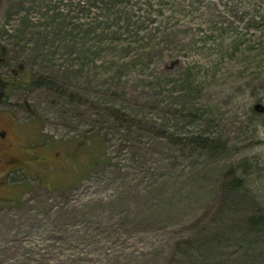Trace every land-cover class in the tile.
<instances>
[{
  "label": "rangeland",
  "instance_id": "obj_1",
  "mask_svg": "<svg viewBox=\"0 0 264 264\" xmlns=\"http://www.w3.org/2000/svg\"><path fill=\"white\" fill-rule=\"evenodd\" d=\"M0 51V264H264V0H0Z\"/></svg>",
  "mask_w": 264,
  "mask_h": 264
},
{
  "label": "flooded vegetation",
  "instance_id": "obj_2",
  "mask_svg": "<svg viewBox=\"0 0 264 264\" xmlns=\"http://www.w3.org/2000/svg\"><path fill=\"white\" fill-rule=\"evenodd\" d=\"M1 50H4V48L1 47ZM0 60H3V58H0ZM12 72L17 73L15 70H12ZM1 81L2 79L0 75V87L3 86ZM8 81L9 80H6L5 84L8 83ZM7 104H9V102L3 101V98L0 97V107ZM1 111L2 110L0 109V186L3 184H9L10 175L24 169H28V175L33 184L31 166L42 167V165H40L41 161H38L39 159H42V157H37L35 155L37 152L34 151L35 148H33L30 143L31 141L37 143V141L29 137L28 129L24 131V134L21 133V130L16 131L14 129L17 124L14 122L13 113L8 111L6 118H3L1 117ZM11 129L14 130L11 131ZM47 164L48 163H45V165ZM19 185L20 183L15 187H18Z\"/></svg>",
  "mask_w": 264,
  "mask_h": 264
},
{
  "label": "trees",
  "instance_id": "obj_3",
  "mask_svg": "<svg viewBox=\"0 0 264 264\" xmlns=\"http://www.w3.org/2000/svg\"><path fill=\"white\" fill-rule=\"evenodd\" d=\"M240 179L241 178H238V179H236L237 181H240ZM21 185V184H20ZM239 185H240V182H239ZM241 199H238L237 201H232L234 204H239V201H240ZM242 202V206H244L245 205V202H244V200H241L240 201V203ZM237 230H238V232L240 231V232H243L242 233V236L244 237V240H245V235H247V233L248 232H252V233H257V234H255V235H262V234H264V214H259V213H253V214H251L248 218H246V220H243V221H238V223H237ZM254 240V239H253ZM210 243V242H209ZM244 253H246V252H244ZM244 255H246V254H243V257H244ZM186 256V258L184 257H182L181 258V260L182 261H180V263L181 262H185V263H189V259H190V257H188L187 255H185ZM245 257H247V256H245ZM237 261L240 263V259H237ZM237 261H234L233 263L234 264H236V262ZM255 261H256V259H255ZM245 263H246V261H244ZM260 262V261H259ZM202 263V262H201ZM261 263V262H260ZM199 264H200V262H199ZM204 264V263H203Z\"/></svg>",
  "mask_w": 264,
  "mask_h": 264
},
{
  "label": "water",
  "instance_id": "obj_4",
  "mask_svg": "<svg viewBox=\"0 0 264 264\" xmlns=\"http://www.w3.org/2000/svg\"><path fill=\"white\" fill-rule=\"evenodd\" d=\"M253 108L255 111L260 112V113L264 111V107L260 103L255 104Z\"/></svg>",
  "mask_w": 264,
  "mask_h": 264
}]
</instances>
